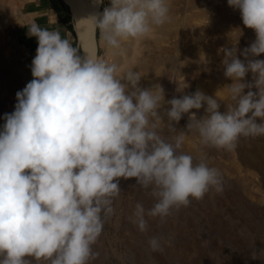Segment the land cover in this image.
<instances>
[{
	"label": "clouds",
	"instance_id": "9594fccd",
	"mask_svg": "<svg viewBox=\"0 0 264 264\" xmlns=\"http://www.w3.org/2000/svg\"><path fill=\"white\" fill-rule=\"evenodd\" d=\"M227 3L256 39L240 53L247 63L236 47L224 49L234 103L223 113L217 98L199 90L165 101L159 85L139 87L138 73L118 78L116 64L79 55L58 31L28 26L38 42L33 79L16 93L0 130V264H31L29 256L37 264H92L104 223L115 214L119 178H135L155 200L150 209L135 204L129 219L140 232L148 230L146 217L163 221L190 198L223 191L218 169L180 151L184 132L168 140L158 129L163 108L170 129L188 114L187 129L218 149L234 150L241 136H264V60L248 59L264 53V0ZM168 13L165 0H110L92 19L107 45L119 48L122 39L163 25ZM249 72L254 84L243 82ZM253 86L256 92L245 93ZM204 105L199 118L190 111ZM148 243L161 249V238Z\"/></svg>",
	"mask_w": 264,
	"mask_h": 264
},
{
	"label": "rangeland",
	"instance_id": "374dc122",
	"mask_svg": "<svg viewBox=\"0 0 264 264\" xmlns=\"http://www.w3.org/2000/svg\"><path fill=\"white\" fill-rule=\"evenodd\" d=\"M8 1L14 4L17 13L0 11V36L1 39L3 38L4 41H2L6 48L5 50L3 47L2 52L0 49V64L5 65L2 67L0 65V71H5L3 77L7 79L6 83L13 90L10 96H4V104L0 106V130L5 123L6 109L2 108L3 105L6 107L5 105L11 104L12 106L16 103L15 94L28 83L24 74H21L22 76L19 78L15 77L11 66L16 60L19 64L21 63V68L31 72L32 60L38 46L37 38L28 35V26L31 23L34 22L48 30L58 31L61 38L67 39L73 47L78 49L79 55L87 56L76 32L77 25L72 16V10L64 0ZM194 1H169L172 4L166 1L170 5H168L170 9L168 16H171L169 19H172L175 24L177 21L179 23L175 27L177 31L174 29L173 32L178 34L179 31H183L185 39L182 40L181 36L171 33L161 42V44L164 42L162 46H166L167 49L172 48V51L165 55L166 62H169L170 67H160L164 71L157 70L160 74H158V81L153 76L144 78V75L146 77L148 74H141L142 72L136 67H133V72L136 73L137 70L141 77L143 76L141 80L146 83L143 82L145 85L142 83L143 87L141 86V88L159 85L163 89L165 101L172 99L173 93H178L176 89L179 90V88H173L176 86L180 87L181 92L186 91V94H194L199 90L208 96L217 98L221 105L219 110L223 113L227 110L228 105L234 103L228 92V87L233 81L223 74L225 68L222 61L224 49L227 47L224 44L211 45L208 41L198 45L197 41L206 34L204 29L210 28L215 19L228 20L227 22L242 25L240 32L235 28L228 30L231 33L228 35L234 36L233 39L228 40V44L230 43L232 47L242 48V50L249 47L255 41L256 34L253 29L243 24L240 11L229 6L227 0ZM109 4L110 0H103L99 13H102ZM220 12L223 14L221 15ZM217 20L215 22H219ZM95 38V53L90 55V58L102 59L108 63L114 53L113 47L107 45L102 39L98 28H95ZM207 50L216 54V59H218V63L214 62L219 74L216 80L203 78V82L201 79V82L196 79L191 82L186 79L187 76L183 73L182 76H177L178 74L172 67L175 66L176 70V67L184 66L187 52L204 56ZM237 55V58L247 63L244 56L240 53ZM248 59L264 60V53L257 57L249 56ZM121 73L124 74V72ZM121 73L117 72L118 78ZM150 78L153 80L151 79L150 83H147ZM243 82L254 84V75L251 72L247 73ZM255 89L253 86L244 91L245 93L249 90L256 92ZM165 105L164 108L170 107V105ZM205 107L206 105L199 110L192 109L190 111L196 112L197 117H201L205 115ZM161 110L160 115L163 118L161 124L168 129L164 138L171 140L180 132H184V141L180 151L193 156L194 162L204 161L209 167L218 169L223 177L224 192L217 193L214 189H210L203 199L190 198L189 206H181L178 209L174 207L170 210V215L163 221L159 217H146L148 230L140 232L129 219L134 212L135 204L140 202L145 209H150L155 200L148 190L139 188L135 178L127 180L119 178L121 192L114 200L115 214L104 223L103 232L97 244L94 245V251L99 255L92 264H264V171L249 163L252 159L242 148L235 147L234 150L227 151L206 145L207 147L203 146L205 149H202L201 139L195 130H188L181 120L178 123L173 122L175 129H170L163 108ZM248 139L264 146V136L248 137ZM212 151H215L216 154H212ZM248 158L251 160L247 161ZM152 237L161 238L160 250L153 251L149 247L148 241ZM253 254L257 256L256 259H253ZM25 258L30 260L31 264H37L33 257Z\"/></svg>",
	"mask_w": 264,
	"mask_h": 264
},
{
	"label": "bare ground",
	"instance_id": "6f19581e",
	"mask_svg": "<svg viewBox=\"0 0 264 264\" xmlns=\"http://www.w3.org/2000/svg\"><path fill=\"white\" fill-rule=\"evenodd\" d=\"M64 1L67 3V5L72 10V16H73V18H74V20L76 22V25H77V29H76L77 31L76 32H77L79 40L81 41V43L84 46V50H85L84 52L87 55V56L86 55L85 56L90 58V55H93V53H95V47H96V38H95V28L96 27H95L94 21L92 19V16L99 13L100 5L96 6L93 3V0H64ZM166 1L169 3V1H171V0H165V2ZM167 2H166V4H167ZM195 2L196 1H194V3ZM176 3H179V2H176ZM169 4H172V3H169ZM169 4H167V6ZM1 10L7 11L8 13H12V14H16L17 13V8L14 6L13 3H10V1H8V0H0V11ZM171 14L174 15V13H171ZM220 14H221V12H220ZM170 17L171 16H169V18ZM219 18H221V17H219ZM216 20L217 19H215V21ZM223 20H224V18H223ZM217 21H219V20H217ZM227 21H219V22H215V23L212 22L211 23L212 25L210 26V28L207 27V29L206 28L204 29L206 34L204 36H201L200 40L197 41V44L200 45L202 42L208 41V42H210L211 45L212 44L213 45L214 44H224V45H226V47L228 49H231L232 46L230 45V43L228 44V42H229L228 40L229 39H233L234 36L232 35L233 37H231L230 35H228V33H229L228 30H230L232 28H235V30L237 29L238 32H240L241 29H242V25L241 24H239V25L238 24H233L230 21L229 22H227ZM177 24H179L178 21L175 24V22L172 19H168L161 26H153L152 30L148 34H146L145 36L137 37V38L122 39L121 43H120V47L112 49V50H114L113 51L114 53H112L113 56H112L111 60L108 63L116 64L118 66L117 72H120V73L124 72V74L121 73L120 75H118L120 77L125 75L128 71H133V69L136 67L137 70L142 72L141 74H143V75L144 74H148V76H146V77L144 75V78H149V76L150 77L153 76L155 78V80L158 81V74L159 73L157 72V70H161L160 67L166 68V66L170 65V64H168L169 62L168 63L166 62L167 58L165 59V55L172 51V48L167 49V48H165L166 46L165 47L162 46V44L164 42L162 44H161V42L167 36H169L171 33H173V34H175L177 36H181L182 40L185 39V37L183 36L185 34L182 33L183 31H179L178 34L173 32ZM188 26H190V25H188ZM179 27H181V26H179ZM185 27H186V25H185ZM186 30H187V28H186ZM232 30H234V29H232ZM175 31H177V30L175 29ZM190 31H192V30H190ZM229 34H231V33H229ZM181 37H180V39H181ZM2 40H3V38L1 39V36H0V49H1V52L5 48V45H4L5 43H3L4 40L3 41ZM168 46H170V45H168ZM5 50H6V48H5ZM241 51H242V48H237V54L241 53ZM16 56H18V55H16ZM91 57H93V56H91ZM214 62L218 63V59H216V54L211 53V51L209 52V50H207V52H205L204 56L199 55V54L197 55V54H194V53L189 54V52H187L185 54V65L182 66V67H179V68L176 67V70H175V66L172 67V68L178 74L177 76H180L183 73L185 76H187L186 79H189L190 81L191 80L194 81L193 79H196V80H199V81L201 79V81H202L203 78L216 80L219 77V74L217 73L218 71L215 68ZM10 64H11V62H10ZM20 64L16 60L13 61V63H12L11 68L14 71L15 77L19 78L20 76H22L21 74H24V78L28 82H30L33 79L31 72L25 71L23 69V67L21 68ZM0 65H1V67L5 66V65H2V64H0ZM137 70H136V73L138 72ZM161 71H164L163 68H162ZM219 71L221 73V70H219ZM3 72H5V71H3ZM3 72L0 71V95L2 96V97L0 96V106H2V104H4V101H3V100H5L4 96L5 97H6V95L10 96V93L13 90V88L6 83L7 79H5L3 77ZM140 72H138V74ZM139 76L141 77L140 74H139ZM141 78H143V76ZM152 78L148 79L147 83L148 82L150 83V80ZM143 82L146 83L145 81H142L140 79L139 87L142 86ZM196 83H197V81H196ZM15 88H16V86H15ZM173 88L174 89L179 88L180 91L178 89H176L178 91V93H176V92L173 93L172 97L180 98L181 96H183L184 94L187 93L186 91L185 92L184 91L181 92V89H180L179 86L178 87L176 86V87H173ZM255 90L257 91V89H255ZM181 93H182V95H181ZM16 103H17V101H16ZM16 103L12 104V106H11V104L10 105H5L6 107H4V105H3L2 108L4 110L6 109V113L10 114V113H12L14 111L13 107L15 106ZM161 114L163 115L162 112H161ZM163 117H164V115H163ZM163 121H165V120H163ZM181 121L184 122L185 125H187L188 122H189L188 114H183L182 118H181ZM257 122H260L259 118H257ZM164 124H166V123L164 122ZM162 125L163 124H160L158 131L164 137L165 135H167L166 133L168 132V129H167V127L165 125H163V126ZM200 145L202 147L205 146V148L207 147L202 142L200 143ZM236 147L237 148L238 147L242 148V150L246 151L247 155H249L251 157L252 160L250 158H248V160H247V161L251 160L249 163H252L253 165L260 167V169L264 171V146L258 145L252 139H248V137L241 136L238 139V141L236 142ZM205 148L203 147L202 149H205ZM212 152H213L212 154H214V155L216 154L215 151H212Z\"/></svg>",
	"mask_w": 264,
	"mask_h": 264
}]
</instances>
